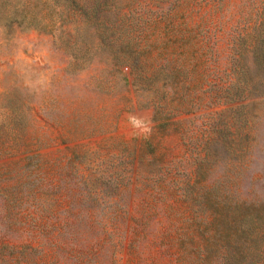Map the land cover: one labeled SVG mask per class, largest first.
Returning <instances> with one entry per match:
<instances>
[{"label":"rangeland","instance_id":"obj_1","mask_svg":"<svg viewBox=\"0 0 264 264\" xmlns=\"http://www.w3.org/2000/svg\"><path fill=\"white\" fill-rule=\"evenodd\" d=\"M262 9L0 0V264L225 255L215 191L264 205V99L192 105L236 78L235 41Z\"/></svg>","mask_w":264,"mask_h":264},{"label":"trees","instance_id":"obj_2","mask_svg":"<svg viewBox=\"0 0 264 264\" xmlns=\"http://www.w3.org/2000/svg\"><path fill=\"white\" fill-rule=\"evenodd\" d=\"M58 1L54 0L55 3ZM249 29L250 32L240 35L233 48L238 56L233 59L236 78L212 84L207 91L209 96L199 97L192 106H201L208 100V104L213 106L242 103L243 107H248L250 103L264 99V9ZM246 138L251 140V134H247ZM215 192L214 207L225 204L229 209L228 228L231 235L226 241V254L210 263L205 258L202 264H264V205L248 199L241 200L236 191H231L226 197L218 190ZM239 209L241 213L237 215Z\"/></svg>","mask_w":264,"mask_h":264},{"label":"clouds","instance_id":"obj_3","mask_svg":"<svg viewBox=\"0 0 264 264\" xmlns=\"http://www.w3.org/2000/svg\"><path fill=\"white\" fill-rule=\"evenodd\" d=\"M132 123H133V124H138L139 122L136 121L135 119H133Z\"/></svg>","mask_w":264,"mask_h":264}]
</instances>
